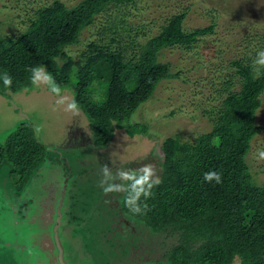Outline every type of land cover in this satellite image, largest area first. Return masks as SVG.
Segmentation results:
<instances>
[{"label": "trees", "instance_id": "16d2710c", "mask_svg": "<svg viewBox=\"0 0 264 264\" xmlns=\"http://www.w3.org/2000/svg\"><path fill=\"white\" fill-rule=\"evenodd\" d=\"M145 10L140 0H83L73 7L56 0L40 7L23 34L0 36V75L7 72L13 78L10 89L0 79V94L11 97L30 89L33 85L28 69L43 66L62 90L73 91L79 108L90 119L96 146L107 145L119 129L130 136L144 134L148 125L132 123V115L153 97L161 81L177 76L169 63L160 60L162 50L176 44L193 48L197 36L215 26L186 29V8L169 15L152 35L156 25L148 20ZM217 12L214 7L207 12L213 22ZM92 27L95 37L74 58L70 47L79 44L84 31ZM254 59H235L232 75H221L218 68L211 81L207 80L218 95H212L215 101L223 94L219 108L204 109L213 123L209 131L200 133L193 142L183 139L180 133L164 139L162 183L153 188L154 196L147 201L151 210L143 216L133 215L125 206L127 192L121 197L126 214L157 233L173 234L172 246L164 247L170 264H264V182L255 181L247 161L252 141L263 129L257 123V114L262 107L264 67L254 70ZM59 151L55 155L48 152L28 122L21 123L5 142H0V175H5L4 171L9 176L12 196L16 198L25 191L46 157H62ZM208 171L221 172L222 183L205 182L203 174ZM71 189L60 197L67 218L60 227L71 229L73 225L67 224L73 221L72 214L75 220L99 219L97 202L80 203ZM20 203L17 198L19 215ZM31 205L22 206L21 220ZM65 237L69 241V236ZM91 238L100 245L113 244L105 237ZM4 242L0 239V246ZM103 260L101 264H108Z\"/></svg>", "mask_w": 264, "mask_h": 264}, {"label": "rangeland", "instance_id": "374dc122", "mask_svg": "<svg viewBox=\"0 0 264 264\" xmlns=\"http://www.w3.org/2000/svg\"><path fill=\"white\" fill-rule=\"evenodd\" d=\"M55 1L0 0V36L23 34L31 19L36 17L38 9ZM60 1L73 7L83 0ZM140 5L147 8L144 12L149 15L148 20L156 25L152 29V35L159 31V25L169 15L186 8V29L194 30L211 24L215 26L212 30L199 34L197 41L193 42V48L186 49L176 44L162 50L160 60L169 63L177 76L161 81L153 97L142 103L132 115V123L148 125L147 132L130 136L125 129L116 130L106 147L93 145L94 130L84 111L79 109V115L73 116L63 108L53 110L58 98L50 94L47 85H33L11 97L0 94V142H5L11 132L23 122L31 123L32 126L42 125V131L35 134L37 139L54 155L57 152L53 148H60L71 164L69 174L63 156L58 155L55 159L46 157L41 171L28 181L23 191L24 196H19L20 202L24 198H30L34 202V209L39 210L35 200L49 194L61 195L65 187H71L72 183L67 176L76 178L84 174L87 177L89 174L92 180L86 190L94 192L103 179L101 169L105 164H108L114 176L118 170H136L145 164H152L160 177V166L164 159L162 144L165 138L180 133L183 139L193 142L200 133L212 128V120L204 114V109L219 108V99L223 94L215 101L212 95H218L206 84L207 80L211 81L210 77L217 73L218 68L219 74L232 75L235 70L233 60H253L254 51L264 50V0H140ZM212 7L218 11L214 22L211 14L207 13ZM93 37L94 28H87L80 43L70 47L74 58L81 55L86 49V42ZM214 85L218 84L213 83ZM219 85L222 86L220 83ZM62 94L69 96V99L74 97L71 89L62 90ZM261 106L257 123L263 129L254 137L252 149L247 154V161L258 183L264 182V161L255 158L257 149L264 150V92ZM71 128L85 134L86 139L77 137V134H69ZM89 135L91 139L88 138ZM2 172L5 175H0V239H5L6 245L0 246V264H36L38 247L45 242L47 247L52 248L48 245L49 241L52 245V239L48 237L41 242L29 235L27 228L33 225L35 219L33 217L32 222L27 225L22 223L24 220H21L22 217L16 211L17 197L12 196L10 178L6 172ZM84 182L83 178L78 180L79 185ZM110 182L118 183L121 180ZM99 193L89 198L91 205H95L103 196L102 188ZM12 221L21 223L15 225ZM141 229H146L143 236L150 237L151 242L155 239L159 247L172 246L174 236L170 231L152 232L147 225H140L138 230ZM35 243H39V246ZM17 244L24 245L25 251L22 252ZM6 246L10 250H5ZM65 257L67 258V254ZM47 259L55 262V258Z\"/></svg>", "mask_w": 264, "mask_h": 264}, {"label": "flooded vegetation", "instance_id": "af4514ba", "mask_svg": "<svg viewBox=\"0 0 264 264\" xmlns=\"http://www.w3.org/2000/svg\"><path fill=\"white\" fill-rule=\"evenodd\" d=\"M67 97L70 98L69 96ZM69 134H77V137L86 139L85 134H81L78 130H74L72 128L69 130ZM88 138L91 139L90 135L88 136ZM108 144H110V142ZM108 144L97 147H106L108 146ZM93 145L95 144L93 143ZM53 149H55L54 151L61 150L60 148ZM64 158L65 160L63 159V161L67 164L68 167L67 173L70 174V160L68 157ZM82 178L85 180V182L79 185L78 180H81ZM90 178L91 176L89 174L87 175V177L85 176V174L81 177L76 178L67 176V179L72 183L71 194L76 197L75 199H79V202L81 200L82 202L85 201L86 203H89V198L94 197L95 194H97L96 190L101 188L98 185L94 192L87 191L86 189L88 188L89 183L92 180V178ZM118 183L124 184V181ZM65 188L64 192L66 193L67 187ZM123 193L124 192L108 193L107 195L103 194V196L97 202V206L99 209L96 216L99 219L86 217L85 220H75L73 219V217L75 216H73L72 214L71 218L73 221L69 222L67 226H73L71 227V229L64 226V228H67L66 231L63 227H60L63 223L67 222L65 213L63 215L62 212V209L65 207H61L62 215L60 225L58 226V231L59 237H61V239H65L64 255L66 256L67 254V257H69L68 264H83L90 261L94 262V264H101V259H104L103 261L107 262L108 264H170L168 257H165L166 251H164V247H159L155 239L153 242H151L150 237L143 236V231L146 232V229H141L140 231L138 230L140 225L144 227L146 225L143 224V222H140L126 214L122 209L120 203ZM21 195L24 196L23 193ZM17 198L19 200V196H17ZM116 198H119V200H116ZM31 201L32 200L30 198H24L23 201L18 205L20 216L22 215V212L25 208L22 206L26 205L27 207L29 203H31ZM56 214L57 217L58 213ZM56 217L55 225L58 224L56 222ZM71 218L69 217V219ZM149 229L152 232H155L152 228L149 227ZM62 230L65 232L63 233ZM65 236H67V239L69 236V241L66 240ZM93 236L99 239L106 238L107 241L111 240L110 242H112L113 244L112 246H110L108 242L107 245H100V243L91 238ZM4 245H6V242H4ZM87 245H89L88 248ZM90 250L94 254L90 252Z\"/></svg>", "mask_w": 264, "mask_h": 264}, {"label": "clouds", "instance_id": "9594fccd", "mask_svg": "<svg viewBox=\"0 0 264 264\" xmlns=\"http://www.w3.org/2000/svg\"><path fill=\"white\" fill-rule=\"evenodd\" d=\"M257 66L264 67V50H258L256 53L253 67L254 70L258 71ZM28 71L31 73L29 79L32 85L37 87L42 84L47 85L50 94L58 98L55 100L54 111L58 108H63L66 113H70L73 116L79 115L78 102L75 98L69 99L66 95L62 94L61 86L56 83L55 78L48 73L43 66L29 68ZM0 79H2L5 88L10 89L12 87L13 78L7 72L0 75ZM42 128V125H34V133L38 135L42 131ZM255 158L258 161H264V150L257 149ZM101 172L103 179L99 182V186L102 188L105 195L108 193L127 192L125 206L133 215L143 216L151 210L147 201L154 196L153 188L162 183L154 165L145 164L136 170H118L114 176L108 164H105ZM117 179L130 183L125 185L123 183L110 182ZM203 180L209 183L215 181L216 184H221L222 173L219 171L205 172L203 174ZM141 197H143V201H141ZM234 264H238V262Z\"/></svg>", "mask_w": 264, "mask_h": 264}, {"label": "water", "instance_id": "95a60500", "mask_svg": "<svg viewBox=\"0 0 264 264\" xmlns=\"http://www.w3.org/2000/svg\"><path fill=\"white\" fill-rule=\"evenodd\" d=\"M41 171V169H40ZM57 185V184H55ZM54 186V184H52ZM52 199H49L51 198ZM61 195H53L49 194L46 197L39 198V200H35V203L39 206L38 209H34V205L30 206L29 210L26 212V217L24 218V221L22 223H25L26 225L31 223L33 220V217L35 219L33 225L29 226L27 228V231H29V235L32 236V238H38L40 241H46L48 237H51L52 239V245L51 241L48 242V245H50L52 248H49L45 245V242H42L41 247L37 249V255L36 258V264L39 262L40 264H68L66 262L65 253H64V240L59 237V225L61 221V207H62V200L60 201ZM36 212H35V211ZM58 213V216L56 217V223L55 225V218L54 216ZM30 220V221H29ZM13 223V221H12ZM15 225H19L21 222H15ZM13 223V224H14ZM55 225V226H54ZM23 226V224H22ZM54 226V227H53ZM20 250L23 252L25 251L26 247L22 244H17ZM35 245L39 246V243ZM47 257L49 258H55V262L48 261Z\"/></svg>", "mask_w": 264, "mask_h": 264}]
</instances>
